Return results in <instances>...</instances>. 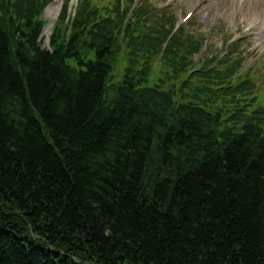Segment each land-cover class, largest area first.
<instances>
[{
  "label": "trees",
  "instance_id": "obj_1",
  "mask_svg": "<svg viewBox=\"0 0 264 264\" xmlns=\"http://www.w3.org/2000/svg\"><path fill=\"white\" fill-rule=\"evenodd\" d=\"M43 4L0 0V264H264V119L207 77L185 104L109 82L81 13L43 49Z\"/></svg>",
  "mask_w": 264,
  "mask_h": 264
},
{
  "label": "bare ground",
  "instance_id": "obj_2",
  "mask_svg": "<svg viewBox=\"0 0 264 264\" xmlns=\"http://www.w3.org/2000/svg\"><path fill=\"white\" fill-rule=\"evenodd\" d=\"M60 1L62 0H53L45 9L46 16L50 19V23L56 16L59 7H60ZM191 2L186 5L192 6L195 10L196 15H204L207 11V16H213L216 13H218L221 9L226 8L229 11H232L235 18H238L242 15H245L246 17L240 22V24H246L248 23V15L251 13L254 6L259 5L261 10H257L258 16L254 20L255 25L263 26L261 27V31L258 33H264V20H262V16L264 15V6L262 4L261 0H190ZM203 1H205L203 3ZM201 15V16H202ZM203 17V16H202ZM234 18V19H235ZM51 24H49L46 27V30L49 29ZM254 52L256 49H253ZM0 208H3L4 211L8 209L7 206H4L0 203ZM0 237H3L0 235ZM11 237V236H10Z\"/></svg>",
  "mask_w": 264,
  "mask_h": 264
},
{
  "label": "rangeland",
  "instance_id": "obj_3",
  "mask_svg": "<svg viewBox=\"0 0 264 264\" xmlns=\"http://www.w3.org/2000/svg\"><path fill=\"white\" fill-rule=\"evenodd\" d=\"M151 2L156 5L157 8H160L166 4L167 7L166 9L168 11H170L172 13V19L176 22H178V20L184 16V14L189 11L188 9H184L182 7H180L177 2L178 0H151ZM45 19H48L46 16H44ZM223 24L221 25V29L216 30V25L215 22L216 20H213L209 23H203L202 21H200L198 18L192 16L187 22L186 24H189L193 21L195 22H200V25L198 26L197 30H199V28H201V30L204 32V37L206 38V40L204 41V46H207V50L211 49L212 51H217L221 44H222V38L225 37L228 33H230L232 31V26H233V21L230 17H220ZM198 20V21H196ZM205 28H208L210 31L205 32ZM258 43V40L256 38H253V43L252 45H247L244 46L243 44H241L242 49L244 50H249L251 48H253L254 46H256ZM221 49H225V46H223ZM255 58V57H254ZM264 58V52L261 51V49H259V59ZM54 241V239H53ZM52 243V242H51Z\"/></svg>",
  "mask_w": 264,
  "mask_h": 264
}]
</instances>
